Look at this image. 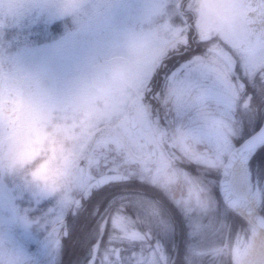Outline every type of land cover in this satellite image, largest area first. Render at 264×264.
<instances>
[{
	"label": "rangeland",
	"instance_id": "374dc122",
	"mask_svg": "<svg viewBox=\"0 0 264 264\" xmlns=\"http://www.w3.org/2000/svg\"><path fill=\"white\" fill-rule=\"evenodd\" d=\"M6 2L15 17L7 23L0 16V62L9 73L23 72L18 81L9 75L7 87V93L20 96L12 111L23 109L17 119L0 110V238L12 237L23 252L53 223L64 220L75 196L85 190L84 157H100L121 167L125 151L133 159L146 152L128 126L129 107L145 90L147 76L159 67L154 61L171 42L186 43L191 28L192 39L201 46L203 35L221 31L218 41L220 37L228 42L234 52L240 49L243 66L264 63V43L251 40L248 20L244 24L232 19L248 11L244 0ZM161 32L172 33V38L160 42ZM213 40L210 47L215 49ZM100 52L103 62L97 58ZM229 79L224 61L199 55L172 75L174 83L165 98L153 94L152 102L137 105L138 122L155 138L162 137L157 107H163L176 141L172 147L183 152L181 161L189 163L188 153L196 150L216 155V162L209 158L210 164L199 168V176L181 171L172 155V196L177 202L186 200L183 188L192 182L194 196L202 195L197 185H202L206 171H222L241 136L240 123L225 105L231 101ZM26 93L49 94L37 96L24 109ZM195 93H202L204 101L197 104ZM225 117L227 122L218 130L214 123ZM190 118L201 119L190 124ZM94 171H102L101 164ZM248 239L236 236L231 249H242ZM54 259V254L46 255L44 263Z\"/></svg>",
	"mask_w": 264,
	"mask_h": 264
},
{
	"label": "flooded vegetation",
	"instance_id": "af4514ba",
	"mask_svg": "<svg viewBox=\"0 0 264 264\" xmlns=\"http://www.w3.org/2000/svg\"><path fill=\"white\" fill-rule=\"evenodd\" d=\"M197 49V47L189 49V52ZM221 60L228 65V69L237 73V78L229 93H246L250 81L255 82L254 76L260 72L264 74V63L242 66L240 49H237L234 58H221ZM241 83L243 87H240ZM21 92L23 91L20 90ZM48 94L26 93L27 105L24 109L33 105L37 96L45 95L46 98ZM8 97H11L13 101L10 98L7 99ZM5 100L11 101L13 107L15 102L20 100V96L13 92L6 93ZM22 109L18 108L13 118L20 117ZM153 141L157 152L155 161H147L150 149L146 145L148 152H139L135 154L134 159L128 158L130 154L125 153L126 160L122 162L121 167L115 166L111 162H107L108 165L104 166L105 161L96 165L93 161L86 163L89 158L86 157L82 167L85 170L89 166L96 177L106 173L107 169H111L110 172L118 170L130 177V180L127 181L129 184L121 187L119 200L108 203L102 202L99 206L100 211L95 212L92 210L96 207L95 200H91L88 206L85 203L87 197L92 195L95 189L87 195L82 192L81 195L75 196L76 199H81V203L77 206L74 204L64 220L53 223L40 237L36 245L29 248L27 252L19 250L12 237L3 240L4 243L0 245V264H60L66 249L64 239L69 235L68 217L70 215L81 220V226L86 231L84 238L94 240L83 258L76 255L75 264L88 263L92 256L94 244L101 235L105 220H107V225L99 247L96 264H172V259L179 253L176 247L172 248V237L177 232L183 233L184 228L181 226H191L192 211H199L202 217L209 211L223 208L219 189L222 171L219 172V169H215V172L206 171L201 182L202 185H197L201 196H194L192 191L196 185L192 182L185 185L186 200L183 202L174 201L172 200V150L174 149L172 143L174 140L172 137H156ZM194 155V152L188 153V158H191L189 169L192 170V166H196V171L199 168L204 169V164L192 165V158L197 157ZM99 164H101L102 171L95 172L94 167ZM206 168L208 169V167ZM187 172L190 173L191 171ZM190 175L196 176L191 173ZM85 181L86 187L92 182L86 178ZM203 195H206L207 199ZM194 197L196 200L193 199ZM81 213H84L83 219L80 216ZM177 214L186 217L185 224L174 227L172 223L179 218ZM97 230L99 231L98 235L96 234ZM53 254L55 259L49 263H44L46 255L49 257ZM86 257H88L87 260ZM57 260L58 263H56Z\"/></svg>",
	"mask_w": 264,
	"mask_h": 264
},
{
	"label": "trees",
	"instance_id": "16d2710c",
	"mask_svg": "<svg viewBox=\"0 0 264 264\" xmlns=\"http://www.w3.org/2000/svg\"><path fill=\"white\" fill-rule=\"evenodd\" d=\"M4 2V5H0V16L3 17V20L9 23V20L15 17V14L10 15L8 13L12 10V7L8 5L6 0H4ZM191 32L192 30L189 31V33ZM168 36L172 38V33L161 32L159 38L157 39L161 42L164 38H168ZM217 36L218 35H216V37ZM217 40V38L214 39L215 43ZM211 42L212 41L205 40L201 43V46L198 45V50H192L191 52L187 51L182 54L179 53L183 52L185 48H194L195 44H193L192 40L189 39L188 44L186 45H178L177 43V47L176 44L168 46V48L158 56L157 60L154 61L155 64L156 62L162 60L163 62L161 68L147 76V85L143 91L146 96L143 102H152L150 96L153 94L161 96V98H165L166 94L171 91L170 86L174 83L172 80L174 71L183 63L190 61L195 54L206 55L211 46ZM227 49H230V47ZM45 52L46 51H44V53ZM44 53H41V55H44ZM100 53L97 55V58L103 62L104 54L103 52L101 54ZM22 74L23 72L21 71V73H15L14 76L19 78ZM236 78L237 74L233 73L230 78L231 84H233L232 81H235ZM254 79L255 82L250 81V85L248 86L246 93H230V96L234 98V100L232 99L228 104H225L226 109L228 108L229 110L228 115L231 113L234 118H237L241 125L242 133L240 138L236 139V145L241 144L246 138L256 132L262 126L264 121V74L260 72L254 76ZM177 88L178 86L175 87V90H177ZM177 94L178 93H176V96H178ZM204 99L205 97L202 93H195L194 101L197 104L203 102ZM140 103L141 102L138 104ZM193 104L195 103H192L191 105L193 106ZM157 108L160 114V123L166 125L165 123H167V121L165 116H163V114H165L163 107L159 106ZM227 117L223 118V120L218 119L219 122L214 123L216 127H218V130L222 123L227 122ZM193 119L194 118H190V124H196V122L201 118L195 120ZM159 130L164 138L172 136L166 126L160 127ZM179 154L180 151L177 149L176 151H172V155L177 161H179L180 167L182 169H189L190 164L187 165L181 161L178 158ZM206 155L207 156L202 157V159L197 157V162H203L204 164L207 163L209 165V158L211 159V155L209 153H206ZM214 161L216 162V159ZM192 165H196V163L192 161ZM249 165L252 171L253 184L255 187L259 188L262 196L261 213L264 215V145L257 150L250 160ZM189 170L193 175H200H198L196 171V166H192V170ZM127 184H129V182L112 184L104 187L103 189L95 190L93 194L89 195L85 200L86 206L91 203V200H95L96 207L93 206L94 208L92 210L99 212V206L102 202L108 203L118 201L121 187ZM222 207V209H216L215 211H211V214L207 213L202 217L197 215L195 210L192 211L193 217L191 222L194 221L193 224L186 227H184V225L181 226L184 228L183 233L177 232V234L172 237V248L176 247L179 252L172 259V264H232L231 246L234 238L240 234L248 238L251 233L252 226L242 216L227 208L224 204H222ZM83 215L84 213L80 214L82 219ZM177 216H179V214H177ZM185 218V216L180 214L179 218L172 223L173 226L177 227L185 224ZM68 220L69 235L64 239L66 249L64 250V255L60 260V264H75L74 261L76 260V255L83 258V256H85V254L89 251L90 245L94 242V240L92 241L84 238L86 231L84 227L81 226V220L73 217L72 215L68 217ZM96 234H99L98 230L96 231ZM85 259L87 260L88 257ZM56 263H58V260Z\"/></svg>",
	"mask_w": 264,
	"mask_h": 264
},
{
	"label": "water",
	"instance_id": "95a60500",
	"mask_svg": "<svg viewBox=\"0 0 264 264\" xmlns=\"http://www.w3.org/2000/svg\"><path fill=\"white\" fill-rule=\"evenodd\" d=\"M256 4L258 6V9L256 11L250 12V17L253 20L251 25V30L253 34V38L256 39H264V0H247L248 6H254ZM5 85H6V79L4 77L3 70L0 66V107L3 110H9L8 104L3 103V98L5 95ZM142 98H144V95H141L140 97L136 98L131 106L129 111V126L130 128L138 133L140 136H142L148 143V145L151 148V158L149 160L155 159V149L153 142L148 135V133L141 128V126L138 124L136 116H135V106L138 101H140ZM264 144V125L257 130L254 134H252L250 137H248L240 146H238L230 155L229 159L227 160L223 172L222 177L220 181V192L222 195V198L226 205L230 206L234 210L245 213L249 215L256 223L264 227V216H262L252 205L249 203L242 201L236 197H234L232 194L229 193L226 183L229 180L230 172L232 170V167L236 160L250 147L254 145H263ZM90 161V160H89ZM95 162H98V159L94 160ZM86 176L90 179H94V181L87 187L86 192H89L94 186L97 188H103L104 186L112 183V182H124L129 179V177L114 172L109 173V170H107V173L100 176L99 178L94 177L90 171L89 167L86 169ZM81 203V200L78 199L77 205ZM107 220L103 223L102 226V233L94 245L93 254L91 258L88 261V264H96L97 261V255L99 251V247L103 238V235L105 233Z\"/></svg>",
	"mask_w": 264,
	"mask_h": 264
},
{
	"label": "bare ground",
	"instance_id": "6f19581e",
	"mask_svg": "<svg viewBox=\"0 0 264 264\" xmlns=\"http://www.w3.org/2000/svg\"><path fill=\"white\" fill-rule=\"evenodd\" d=\"M232 99L234 100L231 97ZM257 147L258 145L250 147L236 160L230 172L228 190L234 197L259 210L261 198L259 192L253 189L249 169V161L256 152ZM242 214L252 223V233L242 249L238 245L233 246L231 252L232 262L233 264H264V228L254 222L249 215Z\"/></svg>",
	"mask_w": 264,
	"mask_h": 264
}]
</instances>
